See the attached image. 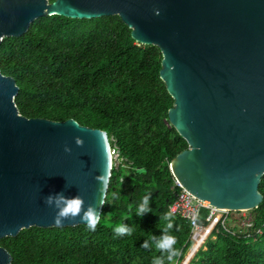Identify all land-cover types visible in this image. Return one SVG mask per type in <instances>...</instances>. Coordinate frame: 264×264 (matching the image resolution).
<instances>
[{
    "label": "water",
    "instance_id": "1",
    "mask_svg": "<svg viewBox=\"0 0 264 264\" xmlns=\"http://www.w3.org/2000/svg\"><path fill=\"white\" fill-rule=\"evenodd\" d=\"M118 16L141 45L162 53L169 123L187 142L171 171L195 198L252 211L264 176V0H0V48L47 16ZM16 81L0 70V240L30 228L86 226L101 216L112 171L106 132L70 119H28ZM77 200L59 217L55 198ZM52 197L53 202L48 203ZM98 219V221H99ZM98 223V222H97ZM0 246V264H11Z\"/></svg>",
    "mask_w": 264,
    "mask_h": 264
},
{
    "label": "trees",
    "instance_id": "2",
    "mask_svg": "<svg viewBox=\"0 0 264 264\" xmlns=\"http://www.w3.org/2000/svg\"><path fill=\"white\" fill-rule=\"evenodd\" d=\"M162 59L158 47L137 43L118 16L91 20L47 16L32 23L23 36L3 40L0 70L16 81L15 103L23 117L73 119L106 132L111 148L119 153L95 230L83 225L23 230L15 238L0 240L11 264L184 260L192 246V228L170 212L178 192L171 164L189 147L169 123L174 100L161 79ZM149 193L150 210L137 216L135 208ZM259 193L263 201L250 211V237L232 236L219 228L190 264H264V176ZM208 215L203 210L199 223L206 224ZM121 224L132 229V235L115 236L112 229ZM165 235L175 239L171 260L168 251L155 247Z\"/></svg>",
    "mask_w": 264,
    "mask_h": 264
},
{
    "label": "built area",
    "instance_id": "3",
    "mask_svg": "<svg viewBox=\"0 0 264 264\" xmlns=\"http://www.w3.org/2000/svg\"><path fill=\"white\" fill-rule=\"evenodd\" d=\"M110 154L112 160L114 158L118 163V150L116 148H110ZM174 180V189H178V192L175 193V200L170 206V212L190 222L192 228V246L189 254L180 264L190 263L196 253L201 248H204L207 240L213 237L214 231H218L219 228L232 236H236L239 233L250 237L247 233L253 228V215L251 214V221L248 222V217L245 215L241 216L240 214L243 212L250 213V211L235 212L212 207L186 191L175 177ZM203 210L209 211L206 224L199 223ZM255 233L260 235L261 231L257 230Z\"/></svg>",
    "mask_w": 264,
    "mask_h": 264
},
{
    "label": "clouds",
    "instance_id": "4",
    "mask_svg": "<svg viewBox=\"0 0 264 264\" xmlns=\"http://www.w3.org/2000/svg\"><path fill=\"white\" fill-rule=\"evenodd\" d=\"M149 194L144 195L141 199V202L139 205L135 208V214L137 216L142 215L145 211H148L150 209L146 208V205L148 203ZM48 203L53 202V198H48ZM55 204L56 207L59 209L57 213V217L54 219V224L60 225L61 221L59 217H67L69 215H72L73 217L76 215L78 209H79V203L77 200H64L62 197H56L55 198ZM166 217L170 215V213L165 214ZM82 220L86 221V227L89 230L94 231L96 228V224L98 222L99 217L96 215L95 211L92 208H89L87 212L84 214V216L81 217ZM167 227H171V224H168ZM115 236H123L124 234H128L129 236L132 235V229L128 228L124 224L118 225L112 229ZM175 244V239L173 236L165 235L163 236L155 245V247L159 250H166L169 253V259H172L173 255V248ZM143 246H147L146 244ZM191 249V248H190ZM189 249V251H190ZM189 251L185 255V257L188 255ZM185 259V258H184ZM193 260V259H192ZM151 264H162L161 259L155 258L152 260ZM190 264V263H188Z\"/></svg>",
    "mask_w": 264,
    "mask_h": 264
},
{
    "label": "rangeland",
    "instance_id": "5",
    "mask_svg": "<svg viewBox=\"0 0 264 264\" xmlns=\"http://www.w3.org/2000/svg\"><path fill=\"white\" fill-rule=\"evenodd\" d=\"M112 164H113V166H116L118 163H117V161L113 158V160H112ZM241 214V216L242 215H245V216H247L248 217V219H247V221L248 222H250L251 221V213H249V212H243V213H240ZM190 252V251H189ZM189 254V253H188Z\"/></svg>",
    "mask_w": 264,
    "mask_h": 264
}]
</instances>
